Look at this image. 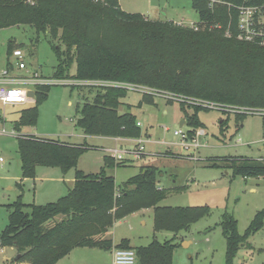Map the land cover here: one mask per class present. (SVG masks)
<instances>
[{"label": "trees", "instance_id": "trees-1", "mask_svg": "<svg viewBox=\"0 0 264 264\" xmlns=\"http://www.w3.org/2000/svg\"><path fill=\"white\" fill-rule=\"evenodd\" d=\"M221 1L224 4L210 6L209 0H191L199 19L194 29L123 12L117 0H35L32 4L0 0V29L28 26L35 39H49L56 57L53 79L141 85L216 104L264 108V46L237 39V8L262 6L264 0ZM15 47L11 40L7 43L6 58ZM6 67L11 68V64L7 62ZM50 88L35 87V102L19 110L12 123L14 132L36 125L38 108L46 101ZM126 93L123 88L102 87L91 102L79 109L76 127L85 136L141 137L136 116L129 112L132 106L123 102ZM143 104L152 105V99L142 95L136 108ZM124 105L129 111L120 113ZM180 108L191 129L187 131L189 136L202 129L197 118L202 109L194 107L188 115L182 105ZM235 117L242 119L240 115ZM224 123L220 122V132ZM262 124L264 128V118ZM88 148L85 143L17 138L22 180L33 178L37 167H57L62 174L74 169V182L66 195L43 205H25L19 194L8 205V224L0 232V248H13L20 256L18 261L27 264H56L76 248L111 251L113 247L133 250L136 264H172L177 246L174 240L208 215L209 208L159 206L167 190L157 186L160 170L154 166L139 167L136 175L117 185L107 170L121 163L104 156L97 173L85 174L76 166ZM213 161L218 162L210 167L222 168V163L233 176H264V158ZM17 185L21 190V184ZM142 210H151L155 233H169L172 238L162 242L153 238L145 246H131L127 239L113 245L104 237L114 221ZM263 224L264 210L254 215L241 235L236 220L227 213L222 215L224 264L233 263L240 246H248V238Z\"/></svg>", "mask_w": 264, "mask_h": 264}, {"label": "rangeland", "instance_id": "rangeland-1", "mask_svg": "<svg viewBox=\"0 0 264 264\" xmlns=\"http://www.w3.org/2000/svg\"><path fill=\"white\" fill-rule=\"evenodd\" d=\"M117 1L123 12L140 14L146 19L172 21L176 25L190 28L199 24L191 0ZM10 40L16 46L13 50H20L23 54L24 70L15 68L11 56L6 58V46ZM7 62L11 64V68L6 67ZM55 66L56 57L49 39L43 36L35 39L28 26L0 29V69L6 67L14 77L36 74L46 85L51 86L46 101L38 108L36 125L24 127L18 133L13 131L12 123L17 120L19 110L33 106L35 99L24 106L0 105V158L3 160L0 163V232L8 224V205L13 204L19 194L22 195L25 205H43L55 202L73 186L74 169L62 174L57 167H37L34 177L24 180H21L20 174L17 138L31 136L81 144L83 133L75 124L79 118V109L85 102H91L94 95L104 87L91 83L81 85L79 80L72 78H67L63 84L58 81L56 85L52 76ZM74 68L73 64L69 71L70 76L73 75ZM70 80L74 82H69ZM148 96L153 104H143L138 109L136 107L142 95L129 90L123 102L132 108L129 111L124 105L119 109L120 113L129 111L136 116V122L142 131V136L138 139L144 141L142 156L138 159H132L131 156L136 151L135 140L138 139L130 138L127 139L130 141L114 143L87 137L84 141L89 148L79 157L76 169L85 174L97 173L104 156L114 157L112 153L93 148L92 145L126 149L125 153L129 154L128 158L133 163L118 171L107 170V174L114 177L117 185L136 175L141 166L158 168L161 172L158 184L167 190V195L159 206L209 208L208 215L193 223L187 231L179 233L174 240L177 246L173 251L172 264H224L226 242L220 227L222 215L227 213L232 216L236 220L238 233L242 235L254 215L264 210V176L243 178L233 176L231 170H225L222 163L219 164L222 168L210 166L218 162L213 160L228 157L263 159V118L258 115L238 114L242 119L236 120V114L224 110L202 109L197 113V118L203 125L201 130L205 135L199 139L201 146L195 152H190L177 146L178 138L173 133L191 130L186 122L180 127V122L185 120L180 105L188 115L192 114L194 105ZM221 121L225 122L222 132ZM113 149L110 151L115 150ZM190 153L197 160L187 158ZM113 159L119 162L117 158ZM119 163L123 164L125 161ZM20 183L21 190L17 185ZM23 211L27 213L29 208H24ZM141 219L145 222L144 225L138 217L114 221L104 237L113 243L126 238L134 246H145L153 238L160 242L172 238V234L153 231L151 213H145ZM246 243L248 246H240L232 264H264V224ZM111 251L76 248L60 264H112ZM16 256L17 252L13 248L4 247L0 252V264H23L19 259L15 260Z\"/></svg>", "mask_w": 264, "mask_h": 264}, {"label": "built area", "instance_id": "built-area-1", "mask_svg": "<svg viewBox=\"0 0 264 264\" xmlns=\"http://www.w3.org/2000/svg\"><path fill=\"white\" fill-rule=\"evenodd\" d=\"M26 1V0H25ZM35 1V0H34ZM33 0L26 1L27 3H33ZM210 6L217 4H224L221 0H209ZM238 17H237V39L246 42H254L261 46H264V5L262 6H242L238 7ZM175 23V22H174ZM179 25V24H177ZM191 28L196 29L197 26L193 25ZM226 35L229 36V31L226 32ZM11 58L14 59V66L17 70H24L25 64L23 63V54L20 50H13L11 53ZM55 84H63L68 79H55ZM64 80V81H63ZM76 80V79H73ZM74 82V81H69ZM81 85H103L104 87H117L123 88L127 91H136L140 92L141 95H152L158 98L171 99L175 102L193 104L194 107H200L204 110H217V111H227L233 115H258L264 118V108H246V107H236L232 105H222L211 103L208 101H203L199 99L187 98L182 95H176L166 91H159L153 88L125 84V83H114L107 81H78ZM91 83V84H89ZM40 85H46L38 75H29L28 77H14L9 73V70L5 67L0 69V105L2 107L7 106H24L27 103L34 99L33 97L28 96V92L32 90L34 92L35 87ZM72 86V85H71ZM35 93V92H34ZM137 126H140L137 123ZM4 133V130L1 131ZM264 134V132H263ZM175 137L178 138L177 146L182 150L195 152L201 145L199 139L201 136H204L205 133L201 129H197L194 133L189 136L187 132L181 130L175 131L173 133ZM137 146L136 151L132 152L131 156L133 159H138L142 156L143 144L142 140H135ZM112 154H118L119 151H110ZM192 153L188 154L186 157L190 160H194L195 157L191 156ZM189 156V157H188ZM192 157V158H191ZM195 160H197L195 158ZM3 160L0 158V163ZM118 195V193H116ZM3 248H0L2 252ZM112 264H136V256L133 250L130 249H118L114 248L111 251ZM27 264V263H23Z\"/></svg>", "mask_w": 264, "mask_h": 264}, {"label": "crops", "instance_id": "crops-1", "mask_svg": "<svg viewBox=\"0 0 264 264\" xmlns=\"http://www.w3.org/2000/svg\"><path fill=\"white\" fill-rule=\"evenodd\" d=\"M181 123V122H180ZM185 123V121L182 123V125ZM87 137H92V138H94V139H98V140H100V141H111V142H114V143H118V142H122V141H130V140H127V139H119V138H105V137H96V136H84L83 135V140H82V143H85L86 144V141H84V139H86ZM81 143V144H82ZM71 144H73V143H71ZM76 144H79V143H76ZM93 146V148H97V149H100V150H103V151H108V152H110V149H113V148H111V147H105V146H98V147H95L94 145H92ZM120 149H121V146L119 147ZM115 150H117L116 148H114ZM113 149V150H114ZM125 150L126 149H124V150H117V151H119L120 153H118V154H113V158H117L118 160H119V162H122V161H125V163H123V164H121V166L120 167H118V168H114L115 170H119V169H121V168H126V166H129L130 164H132L133 162H132V159H133V157H132V159H129L128 157H129V154H126L125 153ZM110 153H112V152H110ZM102 164V163H101ZM101 167V166H100ZM124 170V169H123ZM161 173V172H160ZM109 175V174H108ZM113 177V176H112ZM114 178V177H113ZM22 180V179H21ZM114 181H115V179H114ZM124 182V181H123ZM115 183H117L116 181H115ZM21 185H22V183H20ZM157 186L159 187V188H161L160 186H159V184H158V180H157ZM145 213H151V215H152V212H151V210H142V211H140V212H137V213H135V214H132V215H130V216H127V217H125V218H123V219H121V220H124V219H126V218H130V217H138V219H140L141 220V222H142V224L144 225L145 224V222H143L142 221V217L144 216V214ZM120 220V221H121ZM123 239H126V238H123ZM122 240V239H121ZM128 240V239H127ZM120 242V241H119ZM119 242H117V243H113V245H116V244H118ZM129 243H130V245L131 246H134V245H132L131 244V242L129 241ZM63 259H61L60 261H58L56 264H60V262L62 261Z\"/></svg>", "mask_w": 264, "mask_h": 264}, {"label": "water", "instance_id": "water-1", "mask_svg": "<svg viewBox=\"0 0 264 264\" xmlns=\"http://www.w3.org/2000/svg\"><path fill=\"white\" fill-rule=\"evenodd\" d=\"M33 95H34V92L32 91V90H30L29 92H28V96L29 97H33ZM184 121H181V123H180V127H182V123H183ZM20 258V256L19 255H17L16 257H15V260H18Z\"/></svg>", "mask_w": 264, "mask_h": 264}]
</instances>
